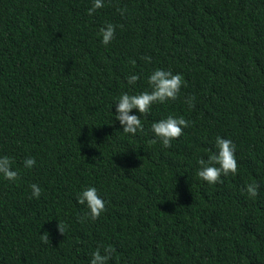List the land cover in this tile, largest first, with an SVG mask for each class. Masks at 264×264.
I'll return each mask as SVG.
<instances>
[{"label": "trees", "instance_id": "obj_1", "mask_svg": "<svg viewBox=\"0 0 264 264\" xmlns=\"http://www.w3.org/2000/svg\"><path fill=\"white\" fill-rule=\"evenodd\" d=\"M104 4L90 16L92 0H0V155L19 173L0 176V264H89L108 246V264H264V0ZM157 68L186 86L124 133L115 102L150 90ZM169 115L191 126L165 148L151 124ZM217 136L234 142L238 172L209 184L197 161ZM253 182L256 197L242 190ZM88 186L106 211L80 222Z\"/></svg>", "mask_w": 264, "mask_h": 264}, {"label": "clouds", "instance_id": "obj_2", "mask_svg": "<svg viewBox=\"0 0 264 264\" xmlns=\"http://www.w3.org/2000/svg\"><path fill=\"white\" fill-rule=\"evenodd\" d=\"M105 6L104 0H92V6L87 10L88 15H93L98 9H102ZM121 15H124L126 9H118ZM122 27V25L120 26ZM116 25L107 23L106 26L100 29L102 40L101 42L107 46L115 37ZM145 62H150V56L141 57ZM135 64V61H132ZM129 85H134L139 76L136 74L129 75L127 78ZM148 84L150 90H144L138 94H129L123 92L116 103L115 119L119 121L123 127V132L127 134L135 135L137 131L143 132L144 126L141 122V114L147 115L151 106L154 103H165L168 101H175L178 99L182 86H186L184 78L180 73H173L171 70H165L157 68L148 76ZM195 97L189 95L185 98L184 102L189 108L194 107ZM136 109L140 115L130 114L131 110ZM191 126V122L184 117H174L169 115L165 119L158 120L151 124V131L155 137H157L162 146L165 148L171 147V142L178 139L183 135L184 128ZM152 143H156L153 140ZM216 151L209 150L207 159H198L200 168L197 175L209 184L222 183V176H228L229 174L235 175L238 172V163L235 157V144L232 140L217 136L215 139ZM13 159L7 155H0V176L9 181H15L19 177L18 171L12 168ZM36 160L32 156H28L24 160V167L31 168L35 166ZM31 197L39 198L42 194V189L36 183H32ZM259 185L255 182L245 185L242 189L250 197H256L258 195ZM77 202L81 205H86L89 209L88 213L79 217L80 222H84L85 219H98L103 212L106 211L105 201L98 193V190L94 186H88L84 188L77 195ZM58 231L64 234L65 225L57 224ZM43 243H49V236L47 232L41 235ZM115 248L112 246L105 247L101 250L97 247L91 254L89 264H108V261L112 258Z\"/></svg>", "mask_w": 264, "mask_h": 264}]
</instances>
